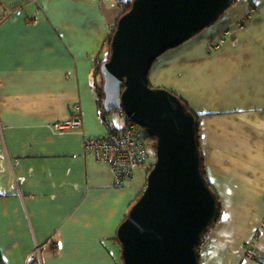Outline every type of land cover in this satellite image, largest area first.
Listing matches in <instances>:
<instances>
[{
	"label": "crops",
	"instance_id": "crops-1",
	"mask_svg": "<svg viewBox=\"0 0 264 264\" xmlns=\"http://www.w3.org/2000/svg\"><path fill=\"white\" fill-rule=\"evenodd\" d=\"M118 3L0 0V17L15 10L0 21L4 264H123L117 230L151 163L116 186L109 165L84 147L85 136L106 133L95 59L121 14ZM150 78L200 115L206 174L223 207L200 263L264 264V0H237L161 55ZM74 116L82 127L52 128Z\"/></svg>",
	"mask_w": 264,
	"mask_h": 264
},
{
	"label": "water",
	"instance_id": "water-1",
	"mask_svg": "<svg viewBox=\"0 0 264 264\" xmlns=\"http://www.w3.org/2000/svg\"><path fill=\"white\" fill-rule=\"evenodd\" d=\"M233 0H133L100 66L107 112L122 109L156 138L146 185L117 230L123 264H200L197 246L219 215L202 170L197 122L166 87H152L156 60L224 14Z\"/></svg>",
	"mask_w": 264,
	"mask_h": 264
},
{
	"label": "built area",
	"instance_id": "built-area-1",
	"mask_svg": "<svg viewBox=\"0 0 264 264\" xmlns=\"http://www.w3.org/2000/svg\"><path fill=\"white\" fill-rule=\"evenodd\" d=\"M14 11L7 8L6 14L0 17V21H5ZM80 127H82V120L79 116L57 121L52 125L58 133ZM142 128L133 120H129L124 126H117L110 122L106 125L104 135L84 138L85 150L93 153L98 161L108 164L112 169L116 186H121L125 180L131 178L134 171L149 162L151 157L155 160V149L149 151L146 133ZM262 226L264 227V221ZM36 252H39L38 248Z\"/></svg>",
	"mask_w": 264,
	"mask_h": 264
},
{
	"label": "trees",
	"instance_id": "trees-1",
	"mask_svg": "<svg viewBox=\"0 0 264 264\" xmlns=\"http://www.w3.org/2000/svg\"><path fill=\"white\" fill-rule=\"evenodd\" d=\"M132 2L133 0H125V1H120L118 3V5L121 7L122 11H121V14L119 15V17L124 14L125 12H127L131 6H132ZM237 1L236 0H233L231 6H233ZM251 6H253V4H251ZM228 7V9H230ZM226 9L225 12L228 10ZM224 12V13H225ZM6 14V11L1 15V16H4ZM118 17V19H119ZM117 19V21H118ZM249 19V16L246 17L245 21H247ZM117 21H116V24H117ZM116 24L112 30V32L110 33L109 35V39H108V43L107 45L103 48V50L100 51L98 57L95 59V71L97 73V75H99L98 77H100V82L98 84V81L96 83L97 85V91H98V103H99V108H100V113L102 114V118H103V121H104V124L107 125L108 123L110 122H113L114 121L107 116L108 113H112V112H107L104 107H103V102H104V90H103V78H102V75H101V71H100V66L101 64L106 61L108 58H109V54H110V46H111V39H112V36H113V33L116 29ZM245 25V22L244 24H242V26ZM221 38H224L223 35L220 36ZM149 84L150 86H152L151 84V80H150V73H149ZM153 87V86H152ZM170 91L172 93H174L175 95H177L181 100L182 102L186 105V107L188 108L189 111H191L196 119V122H197V140H198V146H199V150H200V155H201V160H202V170L204 172V175L208 181V183L210 184V186L212 187L210 181L208 180L207 178V174H206V169H205V161H204V156H203V153H202V150H201V146H200V115H198L190 106V104L188 103V101L182 96L180 95L179 93L173 91L170 89ZM130 119H127V122L129 121ZM146 133V139H152L154 141V145L152 147H149L148 145V149L149 151L151 152V150L155 149L156 148V138L153 137L152 135H150V133L147 131V129L144 131ZM151 161V162H150ZM154 159L153 157L150 158L149 162L151 163L150 166H149V170L153 167L154 163H153ZM213 191L216 193V196L218 198V201H219V215L217 217V219L215 220V222L213 223V225L210 227V229L208 231H206L198 246H197V250H198V258H199V263L201 261V256H200V247L203 245V243L207 240L208 238V235L210 233V231L215 227V225L217 224V222L219 221L220 217H221V213H222V204H221V201H220V198L217 194V192L215 191V189L212 187ZM139 197V196H138ZM0 264H4V261H3V257H2V253L0 251ZM201 264V263H200Z\"/></svg>",
	"mask_w": 264,
	"mask_h": 264
},
{
	"label": "rangeland",
	"instance_id": "rangeland-1",
	"mask_svg": "<svg viewBox=\"0 0 264 264\" xmlns=\"http://www.w3.org/2000/svg\"><path fill=\"white\" fill-rule=\"evenodd\" d=\"M119 2L120 1H125V0H118ZM237 1V0H236ZM237 3V2H236ZM235 3V4H236ZM234 6V5H233ZM232 7V6H231ZM231 7H229V8H231ZM242 22V20L238 23L240 26H242V24H244V22L243 23H241ZM210 27V26H209ZM208 28V27H207ZM206 29V28H205ZM204 29V30H205ZM204 30H202L200 33H202ZM199 33V34H200ZM198 35V34H197ZM196 35V36H197ZM195 37V36H194ZM193 38V37H192ZM190 40V39H189ZM188 40V41H189ZM187 42V41H186ZM186 42H184V43H186ZM183 43V44H184ZM182 45V44H181ZM181 45H179V46H181ZM179 46H177V47H179ZM176 48V47H175ZM172 49H174V48H172ZM169 50H171V49H169ZM168 50V51H169ZM167 52V51H166ZM163 55V54H162ZM99 76V75H98ZM150 80H151V78H150ZM99 82H100V77H98V84H99ZM151 84H152V86L153 87H164V86H159V85H156V83H155V81L153 82V80H151ZM167 88V87H166ZM168 89V88H167ZM170 90V89H169ZM107 116L108 117H110L113 121H114V123L117 125V126H124L125 125V123L127 122V119H128V117H127V115H126V113L122 110V109H116V110H114V111H112V113H108L107 114ZM147 144L149 145V147H152L153 145H154V141L152 140V139H147ZM155 162V160L153 161V163ZM146 163H150V162H146ZM222 204V203H221ZM222 210H223V208H222ZM221 215H222V213H221ZM221 218V217H220ZM220 220V219H219ZM263 227V226H262ZM119 258L121 259L122 258V256H121V254H119Z\"/></svg>",
	"mask_w": 264,
	"mask_h": 264
},
{
	"label": "bare ground",
	"instance_id": "bare-ground-1",
	"mask_svg": "<svg viewBox=\"0 0 264 264\" xmlns=\"http://www.w3.org/2000/svg\"><path fill=\"white\" fill-rule=\"evenodd\" d=\"M142 127V126H141ZM143 130H146L144 127L142 128ZM155 160H156V148H155ZM144 189V188H143ZM142 192V191H141Z\"/></svg>",
	"mask_w": 264,
	"mask_h": 264
}]
</instances>
